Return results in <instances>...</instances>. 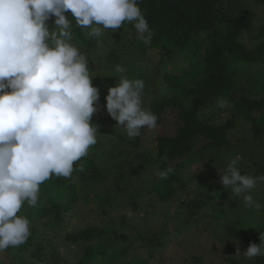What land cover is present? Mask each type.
Masks as SVG:
<instances>
[{
    "label": "trees",
    "instance_id": "obj_1",
    "mask_svg": "<svg viewBox=\"0 0 264 264\" xmlns=\"http://www.w3.org/2000/svg\"><path fill=\"white\" fill-rule=\"evenodd\" d=\"M247 2L264 4V0H139V7L148 21L152 39L149 44H145L138 37L133 25L125 21L123 25L131 27L135 40L128 39L123 42L122 47L125 51L130 46V42H137V49L153 47L165 58L164 64L166 60L175 59L178 53L187 52L192 55L191 57H198L201 51L204 52L201 60H196L180 75L160 72L152 81L153 85L168 83L172 90L179 89L180 94L156 97L143 91V107L156 115L157 125L162 123V114L165 109L178 110V127L175 136L152 135L149 140L152 146L148 148L141 138L144 130H141V134L135 139L129 138L125 133L118 131L122 127L116 128L117 122L111 117L106 122L107 115L99 119L92 116L91 122L97 126L96 136L100 141L97 140V143L89 148L87 155L74 164L75 170L70 178L52 176L40 185L36 206H29L25 202L18 215L30 221L31 235L23 245L6 250L4 255H10L8 258L10 262H7L0 253V264H52L51 258L59 260L61 256L57 254V244L53 241L48 242L46 237L40 235L50 227L54 231L71 229L66 232L63 244L82 245V255L75 264H102L106 260L115 262L118 257L126 256L127 248L117 250V241H120L119 233L122 226L126 225L124 217L120 228L112 226L101 229L90 225L86 227L81 225L80 228L78 223L83 220L71 215H74L78 202L95 205V209L99 211L112 209L120 200L132 198L134 199L132 206L136 209L137 201L142 196H134V193H139L142 189L131 191V188L138 186L137 174L140 175V170L144 171L146 168H151V175H154L150 189L146 187L148 194L153 193L157 195L158 200L165 202L170 200L178 190L181 191L179 197L185 199L181 202L180 208L188 212L184 221L181 222L182 225L188 226L190 221L192 222L190 229H194L198 223H203L206 217L212 221L219 218L228 221L224 207L226 200L231 199L232 202L234 198L231 189L223 187L224 193L218 196L216 193L209 195L204 193L205 189L220 183L213 184L212 180L205 179L196 192L190 193L191 185L184 182L182 176L171 168V164L178 160L180 164L176 167L180 166L186 156L194 150L193 147L200 138H203L207 144L199 150L227 146L230 143L227 135L239 121L250 124L254 135L253 141H261L260 138L264 135V80L258 79L260 76L255 75L254 69L256 65L264 63V30H260L256 36L258 45L255 50L248 51L241 39L244 32L254 31L255 14ZM66 15L69 19L72 18L70 12ZM53 20L47 22L50 30L55 27ZM72 36V43L80 52L87 48L96 49L97 45H104L103 40L99 44L98 39L87 37L84 31L75 26L74 21ZM113 54L110 52L107 55L108 59L103 60V65L106 62L104 65L106 70H113L120 64L117 61L116 66L113 65ZM233 62L247 63L252 67L245 72L246 86L254 85L256 90L242 86L239 81H236V79L240 80L239 76L229 73ZM108 79H111V82ZM146 80H149V86L150 79L147 76ZM156 81L158 83H155ZM114 82V76L103 74V78L93 84L99 88L100 102L105 100L108 87L114 86L115 84L112 85ZM150 89L152 88L149 87L148 90ZM221 99L229 101L226 108L217 104ZM216 107L228 114L226 119L210 112L212 111L210 109ZM206 111L210 112L207 116ZM149 131L153 130L149 129ZM131 156L134 157L132 164L129 163ZM168 169L170 171L167 175L162 176L161 173ZM136 170L137 173H135ZM100 189L104 190L103 193H99ZM187 195L193 196L186 197ZM202 197L206 198L202 199ZM216 198L218 199L215 200ZM72 218L76 220L75 224H72ZM39 219L46 221L37 228L34 224ZM208 223L210 222L205 224ZM237 225L236 221H228L226 231L237 237ZM217 230V233H225L220 225ZM243 232L245 239L241 236L240 238H243L247 244L259 243L260 233L254 236L252 229ZM260 232H264V226H261ZM157 234L166 235L167 233L158 231ZM98 239L100 241L94 243ZM156 239L158 246L162 247L163 238L156 237ZM151 241L153 240L149 242ZM110 253H114L113 260H109ZM65 264L70 263L65 261ZM119 264H131V262ZM228 264L246 263L230 258ZM251 264H264V257H257Z\"/></svg>",
    "mask_w": 264,
    "mask_h": 264
},
{
    "label": "clouds",
    "instance_id": "obj_2",
    "mask_svg": "<svg viewBox=\"0 0 264 264\" xmlns=\"http://www.w3.org/2000/svg\"><path fill=\"white\" fill-rule=\"evenodd\" d=\"M73 21L90 39L125 21L145 44L152 39L139 0H0V252L29 239L30 221L18 213L25 202L37 205L40 185L52 176L70 178L97 143L91 118L99 88L72 43ZM114 70L125 71L120 65ZM144 89L143 80L120 76L107 90L106 111L129 138L157 126L156 115L143 107ZM218 173L224 189L260 209L251 190L264 176L243 174L236 160ZM258 239L243 251L237 247L235 255L264 257V232Z\"/></svg>",
    "mask_w": 264,
    "mask_h": 264
},
{
    "label": "rangeland",
    "instance_id": "obj_3",
    "mask_svg": "<svg viewBox=\"0 0 264 264\" xmlns=\"http://www.w3.org/2000/svg\"><path fill=\"white\" fill-rule=\"evenodd\" d=\"M250 9L255 14L254 18V31L251 33L244 32L242 34L241 42L246 46L248 51H254L258 45L256 36L260 30H264V4L247 2ZM52 21V20H51ZM129 25H121V27L115 31H103L101 37L98 38L100 44L102 40L104 45H97L96 49L81 51L86 57L89 63V72L92 75V84H95L98 79L103 78V74L112 75L115 77V84L120 76H124L128 79H141L144 81L145 89L148 94L157 96H172L180 94L179 89L172 90L168 83H159L153 85L152 81L161 72H168L170 74L180 75L183 70H188L195 63L196 60H201L204 56L203 51L199 53L198 57H191L189 53H178L175 59L169 61L163 58L160 52L155 48L137 49V42H130V46L127 47L126 51L123 49L122 44L128 39H133V30ZM95 47V46H94ZM110 52H113V65L116 66L117 61L120 62L125 71L123 73L116 72L114 69L106 70L103 65V60L108 56ZM122 52V53H121ZM124 53V54H123ZM229 73L233 76H239L240 84L245 86L247 89L256 90L254 85L246 86L247 77L245 72L252 69L247 63L233 62ZM255 75L260 76L259 80H264V63L255 66ZM146 76L150 79L146 80ZM193 76V75H192ZM242 76V77H241ZM113 78V77H112ZM242 79V80H241ZM111 82V79H108ZM148 82V83H147ZM155 83H158L156 81ZM149 87L152 89L148 90ZM101 100V97L99 96ZM229 101L227 99L218 100V105H224L226 108ZM106 100L98 101L97 112L93 114L96 119L99 117H105L107 115L106 122L109 121L110 115L107 113L105 108ZM212 110V111H210ZM210 112H214L216 115L226 119L227 113L221 111L219 108L210 109ZM206 111L205 115H209L210 112ZM178 110L167 108L162 114V123L157 125L156 128L149 131L144 130L141 134L142 141L146 147H151L152 135L160 134L163 136H175L178 127ZM117 126L116 128H120ZM120 133H125V130L121 128L118 130ZM228 139L230 143L223 148H210L199 150L200 147L207 144L203 138L196 141L194 150L186 156L184 162L180 164V161L175 160L171 164V168L174 169L179 175L182 176L184 182L187 185H191V192L197 191V188L206 179L212 180V183L219 182L220 184L213 185L205 189L204 193L220 195L224 193L222 191L223 185L220 182V174L226 166L233 160L237 161V167L243 174L252 176H264V135L261 141H253V134L250 129V124L243 121H239L238 124L232 128L228 133ZM102 138V136H101ZM135 139V138H134ZM97 140L100 139L97 136ZM134 157L131 156L129 163L132 164ZM146 165V164H145ZM136 167V165L134 166ZM176 167V168H175ZM137 169V168H135ZM137 173V170L135 171ZM151 168H146L144 171L140 170V175L137 174L139 183L138 186L132 187L131 191H135L138 188L142 190L139 193H134V196L139 197L141 195L136 209L133 208L132 204L134 199L128 198L125 201H119L116 206L112 209L99 211L95 209V205L78 202L75 207V213L71 216L81 218L83 221L78 223V227L83 225L86 227L96 226L101 229L109 227H121V220L124 217L126 225L122 226L119 233L120 241L117 245V250L128 249L126 256L118 257L115 262L104 261L102 264H119L126 262L131 264H228L230 258L242 260L246 264L254 263L257 257L247 259L242 256H236V249L240 247L243 251L247 248V244L244 239L245 230L252 229L254 236H257L261 231V226H264V182H259L255 189L251 190L253 199L260 203L261 207L259 210L247 207L242 198L235 196L231 202V199L226 200L224 207L225 217L228 221L238 224L236 230L238 236L236 237L233 233L226 231L227 222L223 218H219L212 221L209 217H206L203 223H198L194 229H190L191 223L189 221L188 226L182 225L187 210L181 209L180 204L185 199H180L179 193L173 194L172 198L167 201L158 200L157 195L151 193L148 194L146 187L150 189L154 175H151ZM145 184V185H144ZM217 188V189H216ZM104 190L100 189L99 193H103ZM192 197L193 195H187L186 197ZM232 196V194H231ZM206 197H202L205 199ZM216 198L215 200H217ZM68 201L70 199H67ZM137 200V199H136ZM222 200V199H219ZM178 212V214H176ZM45 219L37 220L34 224L35 227L40 228L45 222ZM72 224H75L76 220L72 218ZM206 222H210L205 224ZM218 225L222 226L225 233H217ZM81 228V227H80ZM71 230V229H68ZM68 230L57 231L46 229L44 233L40 235L46 237L48 242L53 241L57 244V254L61 256L59 260L51 258L52 264H65V261L70 264H75L82 255V245H66L63 244L65 234ZM165 231L166 235H156L157 232ZM125 236V237H124ZM243 237L242 239L240 238ZM157 238H163L162 247L158 246ZM38 239V236H37ZM153 240L149 242L150 240ZM39 240V239H38ZM40 241V240H39ZM94 241V243L99 242ZM162 242V241H161ZM155 244V247H153ZM49 252V247L47 248ZM6 252H0L7 262H10L8 258L10 255H4ZM153 253V254H151ZM114 253H110L109 260H113ZM26 262V261H23ZM21 264V263H19ZM24 264V263H23Z\"/></svg>",
    "mask_w": 264,
    "mask_h": 264
}]
</instances>
